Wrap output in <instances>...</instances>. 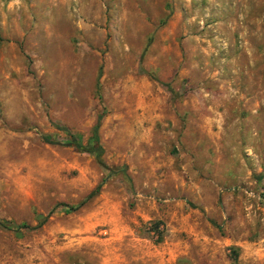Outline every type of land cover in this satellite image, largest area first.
Listing matches in <instances>:
<instances>
[{
    "label": "rangeland",
    "instance_id": "obj_1",
    "mask_svg": "<svg viewBox=\"0 0 264 264\" xmlns=\"http://www.w3.org/2000/svg\"><path fill=\"white\" fill-rule=\"evenodd\" d=\"M0 264H264V0H0Z\"/></svg>",
    "mask_w": 264,
    "mask_h": 264
},
{
    "label": "trees",
    "instance_id": "obj_2",
    "mask_svg": "<svg viewBox=\"0 0 264 264\" xmlns=\"http://www.w3.org/2000/svg\"><path fill=\"white\" fill-rule=\"evenodd\" d=\"M98 122H99V117L97 118V120H96V122H95V124L93 126L92 135L88 139V144H89L91 150H97L96 158H97L98 163H100L99 160H98L99 159V154H100V148L98 146L97 137H96V132H97V128H98ZM61 129H63L64 131L67 132V130H65L64 128H61ZM67 137H68V141H69V145L70 146H72L75 149L83 150L81 144L71 134H69L68 132H67ZM100 165L102 166V164H100ZM102 167L107 171V173H113V172L116 171V170L108 169V168H106L104 166H102ZM97 189H98V186L96 187L95 190H93L92 192H90L86 196L85 200L90 198L91 196H93L96 193ZM85 200H83L81 203H79V205H81ZM70 209H75V208H70Z\"/></svg>",
    "mask_w": 264,
    "mask_h": 264
}]
</instances>
